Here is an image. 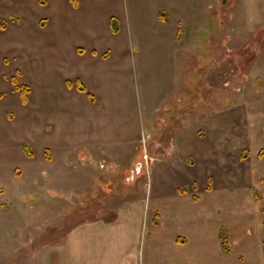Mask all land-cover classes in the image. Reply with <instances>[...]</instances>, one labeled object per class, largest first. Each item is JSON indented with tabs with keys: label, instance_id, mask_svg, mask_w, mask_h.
I'll use <instances>...</instances> for the list:
<instances>
[{
	"label": "crops",
	"instance_id": "0c3cea01",
	"mask_svg": "<svg viewBox=\"0 0 264 264\" xmlns=\"http://www.w3.org/2000/svg\"><path fill=\"white\" fill-rule=\"evenodd\" d=\"M65 1L56 11L54 33L39 29L41 45L27 42L30 45L21 49L25 54L12 75L30 87L28 101L23 103L12 81L17 93L13 100L1 102L0 97V151L30 144L52 153L66 152L67 157L77 154L84 164L101 153L123 166L161 109L153 108L144 85L161 82L158 67L184 61L188 65L193 57L198 59L197 54L214 51V21L222 31L225 15L216 14L214 19L211 9L229 0H87L89 6L81 8L77 1H70L72 6ZM44 21L39 20L41 26ZM66 24L69 28L64 29ZM33 33L21 30L19 36ZM6 57L0 60L5 62ZM77 80L87 92L76 87ZM223 112L204 122L211 134L205 138L197 131L196 120H183L171 141L177 157L147 168V172L155 169L156 178L150 203L127 190L111 214L73 227L58 244L52 264H213L215 241L207 237L213 214L204 208L210 199L197 204L188 194L190 186L196 191L195 201L200 192L210 194L223 173L213 165L217 155L221 160L227 157L221 150L223 141L214 135H224ZM255 134L260 136L251 132ZM84 189L82 178L77 190ZM145 224L151 238H144Z\"/></svg>",
	"mask_w": 264,
	"mask_h": 264
},
{
	"label": "rangeland",
	"instance_id": "374dc122",
	"mask_svg": "<svg viewBox=\"0 0 264 264\" xmlns=\"http://www.w3.org/2000/svg\"><path fill=\"white\" fill-rule=\"evenodd\" d=\"M76 1L80 8L90 4ZM62 4V0H0V22H7V28L0 30V56L10 60H0L1 102L12 101L17 94L11 78L25 54L21 49L30 45L27 42L41 45L39 29L54 33L56 11ZM211 11L214 19L216 14L225 15L222 31L214 21V51L208 56L197 54L198 59L193 57L188 65L184 61L158 67L161 82L144 85L153 108L161 109L156 110L151 130L143 134L133 156L127 154L125 165L114 164L101 153L84 164L77 154L67 157L66 152L51 150L46 154L30 144L32 158L22 147L0 151V264H52L58 244L73 227L111 214L127 190L147 198L149 204L156 178L155 169L147 172V168L177 157L171 141L183 120H196L197 131L205 138L204 122L220 111L226 117L224 135L218 137L222 133L217 128L214 135L219 143L223 141L221 150L227 157L221 160L216 154L213 165L223 173L217 172L210 194L198 192L195 201L196 191L190 186L188 195L197 204L210 199L204 208L213 214L207 229V237L215 241L213 264H264V0H229L225 6L213 5ZM37 18L45 20L44 26ZM21 30L34 33L19 36ZM22 42L26 45L21 46ZM9 117L14 119L12 113ZM253 131L260 136H252ZM82 178L85 189L80 191ZM146 226L144 238H151ZM223 230L230 254H225L219 237Z\"/></svg>",
	"mask_w": 264,
	"mask_h": 264
},
{
	"label": "trees",
	"instance_id": "16d2710c",
	"mask_svg": "<svg viewBox=\"0 0 264 264\" xmlns=\"http://www.w3.org/2000/svg\"><path fill=\"white\" fill-rule=\"evenodd\" d=\"M71 1H73V2H75L76 0H71ZM162 15H165V13L163 12V13H161V16ZM19 20V19H18ZM117 20L116 19H112V23H111V25H112V29H113V31L115 32V33H117L118 32V26H117V22H116ZM43 24H44V22H42ZM7 28V22L6 21H4V22H0V30H4V29H6ZM82 51V50H81ZM107 54H105V56H106ZM11 81H12V83L15 85V89L17 90V91H19V93H20V95H21V98H22V101H23V103H26L27 101H28V96H29V93H30V87L29 86H27V85H23V84H19L18 83V81H17V79H16V77H12L11 78ZM73 82L72 81H68V85L69 86H73ZM75 84H76V87L80 90V91H82V92H87V89H86V87L79 81V80H77L76 82H75ZM3 96V94H1L0 93V97H2ZM90 98L92 99V100H94V96L92 95V94H90ZM23 149H24V151H25V153L27 154V156L28 157H30V158H32V157H34V153L31 151V147L28 145V144H24V146H23ZM49 150H45V153L47 154V153H49L48 152ZM243 157H246V153L244 152V156ZM47 158H50V156H47ZM211 183L209 184V187H208V190H211ZM220 238H221V242H222V247H223V250H224V252H225V254H230L231 253V248H230V245H229V241H228V239H227V237H226V235H225V231L223 230V231H221L220 232ZM178 241H181L182 242V240H180V239H178Z\"/></svg>",
	"mask_w": 264,
	"mask_h": 264
}]
</instances>
